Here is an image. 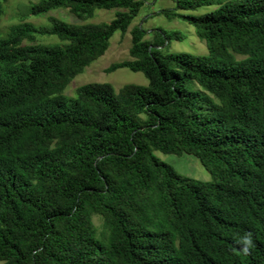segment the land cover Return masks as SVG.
Listing matches in <instances>:
<instances>
[{"label": "trees", "instance_id": "trees-1", "mask_svg": "<svg viewBox=\"0 0 264 264\" xmlns=\"http://www.w3.org/2000/svg\"><path fill=\"white\" fill-rule=\"evenodd\" d=\"M173 1L160 13L191 24L207 53H163L184 34L147 39L133 25L132 59L106 72L148 83L118 91L95 81L63 94L145 0H29L24 17L48 23L0 37L2 264H264V0ZM200 6L214 8L180 12ZM65 8L114 16L48 15ZM155 150L194 154L211 180L181 176Z\"/></svg>", "mask_w": 264, "mask_h": 264}, {"label": "rangeland", "instance_id": "rangeland-1", "mask_svg": "<svg viewBox=\"0 0 264 264\" xmlns=\"http://www.w3.org/2000/svg\"><path fill=\"white\" fill-rule=\"evenodd\" d=\"M29 0H3L0 13V37L6 36L10 27L21 22H31L34 25H44L48 23L47 15L25 16L26 6ZM175 7L173 0H145L137 16L133 19L125 32L116 30L110 38V44L105 52L87 65L81 73L75 75L63 90L66 96H76V87L88 82H109L115 91L126 84L136 83L146 85L148 78L140 71H132L127 67H120L113 71L106 72V68L113 62L124 59H132L129 55L131 46L130 29L133 25H141L147 30L145 38L151 39L150 33L155 28L165 30H178L184 34L182 40H170V43L164 42L161 48L163 53L167 52H189V53H207L205 40L200 39L195 34L194 27L183 18H168L160 13L164 8ZM214 6H200L190 10H180L181 13L202 14L210 11ZM69 23H88L110 21L114 16V9H96L94 15L86 21L79 20L68 9H57L48 13ZM28 42L24 40L23 43ZM36 42L43 44L58 43L54 36H36ZM155 155L164 162L170 164L181 176L195 178L198 180H211L210 170L204 167L200 160L190 153H164L159 150L154 151ZM93 221L98 231L103 230L102 220L98 216L93 217ZM2 264V261H0Z\"/></svg>", "mask_w": 264, "mask_h": 264}, {"label": "clouds", "instance_id": "clouds-1", "mask_svg": "<svg viewBox=\"0 0 264 264\" xmlns=\"http://www.w3.org/2000/svg\"><path fill=\"white\" fill-rule=\"evenodd\" d=\"M247 242L250 244L251 243V240L249 239Z\"/></svg>", "mask_w": 264, "mask_h": 264}]
</instances>
